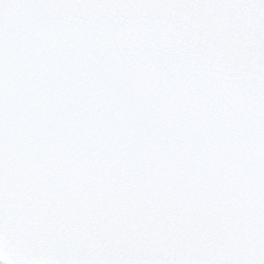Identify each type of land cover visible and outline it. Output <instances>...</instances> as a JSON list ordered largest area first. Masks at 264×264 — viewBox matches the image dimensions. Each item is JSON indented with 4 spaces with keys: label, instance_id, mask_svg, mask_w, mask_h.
I'll return each instance as SVG.
<instances>
[{
    "label": "snow or ice",
    "instance_id": "obj_1",
    "mask_svg": "<svg viewBox=\"0 0 264 264\" xmlns=\"http://www.w3.org/2000/svg\"><path fill=\"white\" fill-rule=\"evenodd\" d=\"M0 264H264V0H0Z\"/></svg>",
    "mask_w": 264,
    "mask_h": 264
}]
</instances>
